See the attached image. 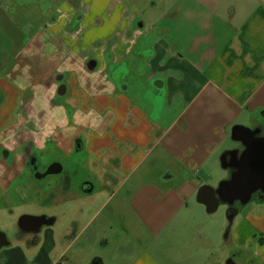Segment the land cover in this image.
I'll return each mask as SVG.
<instances>
[{
	"label": "crops",
	"instance_id": "0c3cea01",
	"mask_svg": "<svg viewBox=\"0 0 264 264\" xmlns=\"http://www.w3.org/2000/svg\"><path fill=\"white\" fill-rule=\"evenodd\" d=\"M87 5L79 0L77 10ZM86 17L73 32L66 31L73 21L65 15L50 28L55 36L70 38L85 68L52 73L38 65L42 81L35 84L50 98L63 97L76 124L87 127L78 149L85 154V182L92 191L82 192L83 181L71 192L66 182L65 201L52 206L53 214H41L53 224L40 230L36 245L23 239L6 246L1 264H90L94 258L106 264L105 257L89 255L97 235L98 245L110 253L108 264H224L228 258L232 264H247L245 258L264 264V199L252 200L235 223L238 210L218 245L211 231L207 237L205 208L190 204H198L201 180H212L215 151L230 138L231 128L264 126L257 121L264 116V0H172L152 27L135 24L121 11L114 31L102 33V46L95 49L91 37H83L90 31L83 30ZM34 39L21 40L6 55L25 57L29 48H41ZM90 60L96 62L92 71L86 69ZM120 64L135 73L131 92L123 80L120 86L111 80L108 89L94 79L79 83V69L107 80L110 65ZM5 66H0V92L19 108L23 91L5 77L16 67ZM55 79L65 88L61 96ZM153 88L159 98L147 96ZM160 103L164 110L152 118ZM82 118L92 120L84 124ZM12 123L1 147L14 141L13 133H26ZM96 187L108 194L98 205ZM115 197L121 205L107 207ZM72 199L76 207L66 205ZM238 252L243 256L234 257Z\"/></svg>",
	"mask_w": 264,
	"mask_h": 264
},
{
	"label": "rangeland",
	"instance_id": "374dc122",
	"mask_svg": "<svg viewBox=\"0 0 264 264\" xmlns=\"http://www.w3.org/2000/svg\"><path fill=\"white\" fill-rule=\"evenodd\" d=\"M76 1L77 0H0V58L3 60H1L2 63L0 66H5V64H7L5 67L10 68L12 64H14V68H16H13L14 70L12 72H7L8 76L5 75V77L6 79L10 77L8 82L23 91L21 92L22 99L20 100L21 103L19 108L16 106V101L14 99L6 101V97L0 92V140H4L7 137V130H9L10 126H13L12 122L16 120L17 125L20 123L18 125L19 128L24 127V132H26H23V135L20 134L22 137H20L21 140L36 145L35 158L38 159L39 168H45L51 163H60L64 169L63 174L48 176L38 184V181H35L29 170V166L17 161V154H21L20 146L15 147L14 145V150L7 152L8 156L6 157L1 152L0 231L7 235L8 238L16 230V221L19 216L24 214H53L54 207L52 206L57 202L65 201V198L61 195H64L63 192L65 190L63 188L67 186V184L65 185L67 180L70 183L71 192L76 191L80 187V184L86 180L87 173L82 164L85 160V154L82 149H76V142L81 144L87 127H81L76 124V119L72 117L69 105H62L63 97L55 95L50 98L49 92L37 87V84H35L36 82L41 83L42 81L38 77L39 73H41L39 67L44 69L47 67L49 72L52 73L55 72V70L64 71L68 66H70L69 68L75 67L76 69H78V67L85 68L84 63H80L81 57H79L77 50L74 49L75 46L72 41H70V38L66 35L61 37L60 34L55 36L57 31L51 29L53 31L52 33L50 32L51 30L47 28V23L50 22L55 12L66 11L67 7H64L65 3H76ZM83 1L84 4L87 3L88 5L82 9L78 8L75 20L69 25L66 31L73 32L83 15L87 13L86 18L88 19V25L84 27L83 30L90 31H83V37L89 35L94 41L93 47L95 49L102 46L103 37H99L102 33L114 31V25L121 11H124L126 16L133 17L135 19V24L140 21L144 26L152 27L156 19L166 14L167 6L172 0ZM153 4L157 5L152 7ZM70 16L71 13H67L66 18H70ZM33 39L35 42H39V45H42L41 48H29L25 57L21 54L19 57L15 56L14 58L15 53L13 54V50V56L8 57L6 55L7 52L9 54L13 46L15 50V47H18L21 40H23L21 44H25L31 42ZM18 59H23L24 61L22 60L17 66ZM37 61H40V63L36 65L35 62ZM4 62L6 63L4 64ZM119 66L120 72L117 75ZM125 67V64H120L118 66L110 65L107 73H111L112 77H108L107 80L102 79L96 72L84 73L82 69V72L79 69V72L83 73L82 75H78L79 83L83 84L88 79H94L95 82L106 84L107 86H105V88L108 89L111 80H115V82L119 84L118 86H120L123 80V85L129 83V91L131 92L134 86L133 83L136 82L135 73L131 71L126 72ZM2 72L4 73L5 70L3 69ZM75 72L76 71H74L73 74ZM75 76H77L76 73ZM123 85L121 87H123ZM158 92L157 89L153 88L147 93V96L158 97ZM30 99H32V102L28 109L26 104H28ZM58 105L61 106L56 108ZM153 107H155V109L152 118H155L159 111L162 112L164 110L161 103L158 107L155 105ZM9 114L10 116L7 117ZM11 116L12 118L10 119ZM81 120L82 123L85 124L92 119H87L86 121V118H82ZM257 121H263L262 116L257 117ZM8 124L11 125L8 126ZM262 128L264 129V126ZM17 138L18 135L16 136L15 134L14 144L18 140ZM34 139L36 141H33ZM8 144L9 143H7V145ZM237 145L238 143L228 138L222 147L215 151L213 160L214 165L210 166V173L213 174L210 175L212 180L206 176V178H203L204 181L201 180L202 185L206 184L216 187L220 181L227 177L228 172L219 167L216 158L223 150L234 149ZM6 167H10V169L8 168V173L4 174L3 169ZM63 175H67V180H64V182L61 179ZM93 192L96 195L94 205H98L99 202L103 203L108 195L99 187H96ZM90 196L91 195L88 194L82 197L84 199ZM117 200V197L113 198L112 201L108 203L107 207L110 205H118ZM253 201L251 200L247 205L239 208L240 213L235 223L244 216L246 210L254 203ZM77 204V201L74 199L68 200L66 203L68 207H76ZM190 204L192 207L202 211L201 209L203 206L195 202ZM120 205L121 203L118 207ZM200 214L202 215L201 212ZM204 219L207 237L209 231H211L212 235H214L216 245H218L221 240L224 241L228 231L227 207L220 205L213 214L207 215L205 213ZM98 239L99 235L94 237L95 243L92 245L89 255H100L105 257V263L108 264L110 261L109 258L111 257L110 253L98 245ZM4 249L5 248H2L0 253H2ZM118 260L120 262L125 261L123 257Z\"/></svg>",
	"mask_w": 264,
	"mask_h": 264
},
{
	"label": "water",
	"instance_id": "95a60500",
	"mask_svg": "<svg viewBox=\"0 0 264 264\" xmlns=\"http://www.w3.org/2000/svg\"><path fill=\"white\" fill-rule=\"evenodd\" d=\"M95 66L94 60L86 63L88 71L94 70ZM64 92L65 88L62 86L57 90V95L61 96ZM230 139L238 143L241 150L235 148L220 154L219 167L228 172L227 178L220 181L215 188L210 185H202L195 194V201L205 208L207 214H213L220 205L227 207L228 228L239 208L247 205L255 193L260 192L256 201L264 199V135L261 134V128L250 129L235 125L230 130ZM63 171V166L60 163H51L41 176L35 173L34 179L41 180L47 176L58 175ZM81 190L84 193H90L92 191L91 183L83 182ZM27 224H32L31 230L24 227ZM52 224L53 220L45 215H22L17 220V226L24 232H38ZM6 244V236L0 231V248ZM230 262L231 260L228 258L224 264H231ZM90 264H101V260L94 258Z\"/></svg>",
	"mask_w": 264,
	"mask_h": 264
},
{
	"label": "flooded vegetation",
	"instance_id": "af4514ba",
	"mask_svg": "<svg viewBox=\"0 0 264 264\" xmlns=\"http://www.w3.org/2000/svg\"><path fill=\"white\" fill-rule=\"evenodd\" d=\"M78 1H76V3H70V2H66L64 7H67V10L64 11V12H55V14L53 15V17H51V20L50 22L47 23V28L49 30H51L50 28L56 24L60 19H61V16L62 15H65L67 17V13H71V16H70V19L72 21L75 20V17L77 16V5H78ZM69 27V26H68ZM52 32V31H50ZM39 46V44H38ZM37 65V63H36ZM40 74V73H39ZM56 82H54V84H56L57 87V90L62 87L63 85H60L61 84V81L58 80V79H55ZM57 93V91H56ZM262 115V114H261ZM263 116V115H262ZM263 122H264V116H263ZM263 127V125H262ZM262 127H259L261 128V134L264 135V129ZM21 133H17L18 135V140L16 141V143L14 144V141L11 142L8 146H3L0 148V154L1 152L3 153V155L6 157L8 156L7 155V152L9 151H12L14 150V148L16 146H20L21 147V154H17L18 156V159L17 161L18 162H22L24 165H28L29 166V170L31 171L33 177H34V174L36 173V175H39L41 176V174L44 172V170L46 169L45 168H42L40 169L39 167V164H38V159L35 158V155H36V150H35V146L33 144H30L28 141H23L21 140V136H20ZM16 135V136H17ZM15 137L14 133H13V138ZM21 137V138H20ZM15 145V147H14ZM76 149H78V146H79V143L76 142ZM81 145V144H80ZM10 146V147H9ZM238 149L241 150V147L237 145ZM75 149V150H76ZM15 159V157H14ZM33 161V162H32ZM10 169V167H8ZM8 168H4L3 169V173L4 174H7L8 173ZM64 170V169H63ZM64 172V171H63ZM60 173L58 175H61L63 174ZM52 176V175H51ZM57 176V175H56ZM48 177V176H47ZM46 178V177H45ZM43 178V179H45ZM43 179L41 180H36L35 181H38V184L41 183V181H43ZM62 181L64 182V180L66 181L67 180V175H63V177L61 178ZM68 182V180L66 181ZM65 182V183H66ZM41 185V184H40ZM215 188V187H214ZM260 195V192L258 191L257 193H255L253 195V199L254 201H256V197H258ZM215 196L217 197V194H215ZM24 215H29V214H24ZM30 215H33V214H30ZM22 216V215H21ZM33 216H37L36 214H34ZM39 216V215H38ZM20 217V216H19ZM24 227L26 228H30V230L32 229V224H27V225H24ZM40 230L38 232H33V231H30V232H24V231H21L19 229V227L17 226V221H16V230L13 232V234L8 238L7 235L6 236V241H7V244L5 246H3L2 248H5L6 246H8L9 244H11L12 242H15V241H22L23 239L24 240H27L29 244L31 245H36L37 242H38V234H39ZM0 248V250L2 249ZM234 257H239V256H243L242 253L238 252L237 255H233ZM253 260L252 259H249V258H245V263L249 264L250 262H252ZM231 263V262H230ZM232 264V263H231Z\"/></svg>",
	"mask_w": 264,
	"mask_h": 264
}]
</instances>
